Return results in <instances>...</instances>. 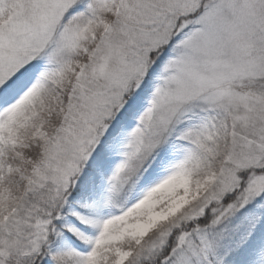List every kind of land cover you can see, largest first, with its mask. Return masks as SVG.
<instances>
[{
	"label": "snow or ice",
	"instance_id": "snow-or-ice-1",
	"mask_svg": "<svg viewBox=\"0 0 264 264\" xmlns=\"http://www.w3.org/2000/svg\"><path fill=\"white\" fill-rule=\"evenodd\" d=\"M0 264H264V0H0Z\"/></svg>",
	"mask_w": 264,
	"mask_h": 264
}]
</instances>
